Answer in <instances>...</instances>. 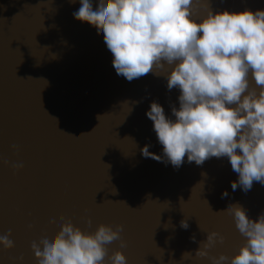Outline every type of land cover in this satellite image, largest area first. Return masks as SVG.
Returning a JSON list of instances; mask_svg holds the SVG:
<instances>
[{
	"label": "water",
	"instance_id": "95a60500",
	"mask_svg": "<svg viewBox=\"0 0 264 264\" xmlns=\"http://www.w3.org/2000/svg\"><path fill=\"white\" fill-rule=\"evenodd\" d=\"M80 6L0 0V235L10 231L15 245H0V264H38L32 242L60 230L59 214L88 232L122 224L126 246L107 244L106 261L117 250L127 264H212L213 256L235 255L246 238L226 209L239 204L257 219L264 184L233 190L238 174L227 157L202 165L185 157L179 168L143 157L145 145L162 154L146 116L150 104L171 116L179 91L168 90L163 74L132 81L117 75L102 29L73 17ZM208 6L256 10L264 0ZM206 13L205 6L194 9L197 17ZM214 231L223 243L208 257L195 255Z\"/></svg>",
	"mask_w": 264,
	"mask_h": 264
},
{
	"label": "clouds",
	"instance_id": "9594fccd",
	"mask_svg": "<svg viewBox=\"0 0 264 264\" xmlns=\"http://www.w3.org/2000/svg\"><path fill=\"white\" fill-rule=\"evenodd\" d=\"M79 2L73 17L102 29L117 75L132 81L150 72L163 74L168 90L179 91V106L171 107V116L158 102L150 104L146 116L162 154L145 145L143 157L176 168L185 157L197 165L227 157L238 174L233 190L247 192L254 182L264 184V9L213 11L209 0ZM200 6L207 13L197 17L194 9ZM12 167L19 171L23 164ZM226 210L246 242L231 257H211L212 264H264V212L252 219L239 204ZM58 219L63 223L56 234L45 231L41 240L32 242L38 264H127L120 250L105 260L107 244L120 240L126 246L122 224L102 223L88 232L63 214ZM181 227H189L187 220ZM10 236V231L0 235L4 249L15 246ZM223 240L218 232L208 233L195 255L208 257V250Z\"/></svg>",
	"mask_w": 264,
	"mask_h": 264
}]
</instances>
